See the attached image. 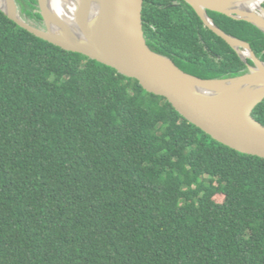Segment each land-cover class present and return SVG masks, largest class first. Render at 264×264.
<instances>
[{"label": "trees", "instance_id": "16d2710c", "mask_svg": "<svg viewBox=\"0 0 264 264\" xmlns=\"http://www.w3.org/2000/svg\"><path fill=\"white\" fill-rule=\"evenodd\" d=\"M17 2L43 26L37 0ZM208 13L264 62L261 30ZM142 21L185 72L248 73L184 0H144ZM252 116L264 125V100ZM0 264H264V158L0 10Z\"/></svg>", "mask_w": 264, "mask_h": 264}, {"label": "water", "instance_id": "95a60500", "mask_svg": "<svg viewBox=\"0 0 264 264\" xmlns=\"http://www.w3.org/2000/svg\"><path fill=\"white\" fill-rule=\"evenodd\" d=\"M37 1L42 27L23 18L17 0H0V10L36 37L138 80L144 90L166 98L214 140L243 154L264 158V125L252 116L264 100V62L249 43L227 34L208 13L248 22L264 33L260 11L264 10V0L255 12L250 8L254 0H184L248 66V73L226 79L200 78L152 51L143 32L144 0H78L72 20L57 14L51 0Z\"/></svg>", "mask_w": 264, "mask_h": 264}, {"label": "bare ground", "instance_id": "6f19581e", "mask_svg": "<svg viewBox=\"0 0 264 264\" xmlns=\"http://www.w3.org/2000/svg\"><path fill=\"white\" fill-rule=\"evenodd\" d=\"M263 0H254L250 4L252 11L259 10ZM52 9L60 16L68 19H73L78 7V0H51ZM261 16L264 19V10H261Z\"/></svg>", "mask_w": 264, "mask_h": 264}, {"label": "rangeland", "instance_id": "374dc122", "mask_svg": "<svg viewBox=\"0 0 264 264\" xmlns=\"http://www.w3.org/2000/svg\"><path fill=\"white\" fill-rule=\"evenodd\" d=\"M261 5H262V3H261ZM263 6H264V3H263ZM223 196H221V195H218V196H216L215 197V200L217 201V202H222L223 201Z\"/></svg>", "mask_w": 264, "mask_h": 264}]
</instances>
